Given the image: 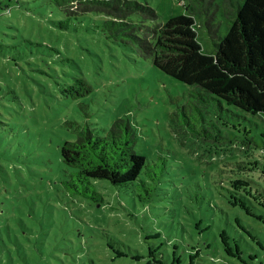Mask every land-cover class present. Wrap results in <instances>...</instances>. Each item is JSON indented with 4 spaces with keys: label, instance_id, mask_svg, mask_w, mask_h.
Here are the masks:
<instances>
[{
    "label": "rangeland",
    "instance_id": "obj_1",
    "mask_svg": "<svg viewBox=\"0 0 264 264\" xmlns=\"http://www.w3.org/2000/svg\"><path fill=\"white\" fill-rule=\"evenodd\" d=\"M138 1L161 23L184 12L180 0ZM62 17L51 0H0V264H154L132 258L149 248L189 262L199 244L200 261L214 264L226 255L223 231L239 242L246 262L264 264V209L255 201L258 209L248 214L223 197L246 191L264 203V119L217 102L201 116L190 106L199 89L99 32L58 29ZM227 19L218 12L215 23L226 30ZM200 34L212 50L207 30ZM75 78L90 84V96L65 94ZM86 114L100 130L127 118L138 153L167 160L169 182L152 203L108 181L96 182L104 207L69 193L61 146L76 139L66 123ZM203 129L212 137H202ZM245 229L252 247L241 238Z\"/></svg>",
    "mask_w": 264,
    "mask_h": 264
},
{
    "label": "trees",
    "instance_id": "obj_2",
    "mask_svg": "<svg viewBox=\"0 0 264 264\" xmlns=\"http://www.w3.org/2000/svg\"><path fill=\"white\" fill-rule=\"evenodd\" d=\"M51 2L63 13V19L56 24L58 29L68 31L75 27L78 31L99 32L124 50L150 59L165 74L199 89L193 92L190 106L201 116L205 105L217 102L221 110L226 104L264 119V0H180L184 12L171 16L165 23L158 22L159 15L153 7L138 0ZM218 12L228 16L226 30H222L221 23H215ZM204 29L213 41L212 50H207L202 42L200 32ZM91 92L90 84L83 78H75L65 90L73 100H82ZM86 115L81 123H66L76 133L75 140L61 146L62 161L69 170L65 182L69 193L104 207L106 199L96 182L108 181L134 194L141 203H152L160 195L162 185L169 182L165 180L167 160L161 157V162L151 161L138 153L139 137L127 118H119L100 130ZM182 117L194 129L185 111ZM176 126L183 133L187 129L182 123ZM202 133L204 138L212 137L208 129ZM223 197L248 214L253 215L252 210L258 209L255 201L264 209V203L246 191L228 190ZM196 226L200 227V222ZM245 233L251 237L245 229L241 238L252 247ZM221 237L226 255L213 259L214 264H249L242 257L239 242L227 231ZM109 245L113 247V243ZM201 247L204 244L198 245L189 262L187 255L176 252L173 259L171 255L166 259L158 248H149L146 255L138 251L132 258H146L154 264H195V260L203 264L199 259ZM128 254L118 253V257L126 258Z\"/></svg>",
    "mask_w": 264,
    "mask_h": 264
}]
</instances>
